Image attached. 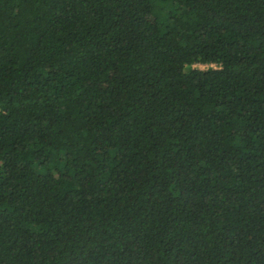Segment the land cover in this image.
I'll use <instances>...</instances> for the list:
<instances>
[{"label": "trees", "instance_id": "trees-1", "mask_svg": "<svg viewBox=\"0 0 264 264\" xmlns=\"http://www.w3.org/2000/svg\"><path fill=\"white\" fill-rule=\"evenodd\" d=\"M0 264H264V0H0Z\"/></svg>", "mask_w": 264, "mask_h": 264}, {"label": "built area", "instance_id": "built-area-1", "mask_svg": "<svg viewBox=\"0 0 264 264\" xmlns=\"http://www.w3.org/2000/svg\"><path fill=\"white\" fill-rule=\"evenodd\" d=\"M211 65H213V64H211ZM193 66H197L199 68H206L208 66V64L201 63V64H194Z\"/></svg>", "mask_w": 264, "mask_h": 264}]
</instances>
